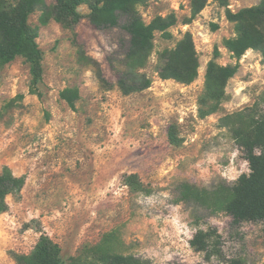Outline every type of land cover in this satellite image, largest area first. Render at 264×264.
<instances>
[{
	"label": "rangeland",
	"instance_id": "rangeland-1",
	"mask_svg": "<svg viewBox=\"0 0 264 264\" xmlns=\"http://www.w3.org/2000/svg\"><path fill=\"white\" fill-rule=\"evenodd\" d=\"M192 0H147L138 6L145 23L173 15L169 36L156 32L154 48L142 72L151 85L124 95L117 77L127 35L119 27L97 29L86 15L73 31L51 21L39 26V12L29 23L38 26L42 81L29 92L28 65L23 58L0 66V171L8 167L25 179L19 196L8 197L0 214V264H15L40 235L60 246L63 259L78 254L114 231L117 251L151 264H222L194 252L189 240L197 228L215 227L222 252L231 264H264L261 223L231 227L223 212L177 203L178 185L211 188L233 183L249 168L231 128L222 119L251 106L264 94V65L257 51L233 57L224 42L235 37L226 10L236 12L258 0H229L227 7L209 0L191 17ZM216 26L214 28L213 26ZM189 33L198 61L190 84L158 77V53L172 49ZM73 34L96 69L79 61ZM215 48L218 55L214 57ZM236 67L227 81L218 110L202 115L208 63ZM77 88L71 110L59 94ZM174 134L177 144H172ZM138 175L146 192L133 194L123 182Z\"/></svg>",
	"mask_w": 264,
	"mask_h": 264
},
{
	"label": "trees",
	"instance_id": "trees-1",
	"mask_svg": "<svg viewBox=\"0 0 264 264\" xmlns=\"http://www.w3.org/2000/svg\"><path fill=\"white\" fill-rule=\"evenodd\" d=\"M209 0H192L191 17L198 14ZM227 7L229 0H213ZM147 0H0V66L20 57L28 65L30 77L29 92L36 93L42 81V54L37 44L38 26H32L29 18L39 12V26L54 21L65 30L73 31L83 19L78 8L87 6L86 18L97 29L119 27L127 35L126 49L121 63L122 70L117 77V87L124 95L143 91L151 85V80L142 70L154 48L156 32L169 36L168 30L176 24L173 15L157 16L145 23L138 11ZM227 21L233 23L235 37L224 42V46L239 59L248 49L257 51L264 65V0L251 7L236 12L226 10ZM216 28V26H213ZM79 61L96 69L100 83H107L95 60L87 56L75 39ZM218 55L215 48L214 57ZM158 77L171 79L182 84H190L197 77L198 61L192 38L186 33L172 49L158 53ZM236 67L219 66L211 60L205 72V87L201 103L206 107L202 115L218 110L225 99L224 88L234 75ZM60 99L75 110L79 99L77 88H67L60 92ZM223 127L232 122V136L242 151L248 164L249 173L241 174L233 183L218 182L211 188H198L189 183L177 187V203L202 207L210 213H226L231 218V227L238 228L244 222L261 223L264 233V94L251 106L222 120ZM172 144H177L174 134H169ZM23 177L15 176L8 167L0 171V214L7 210V198L19 196L24 185ZM125 186L133 194L144 193L138 175L123 177ZM115 232L111 231L93 245L84 246L81 251L63 259L60 246L46 234H41L28 254L14 255L15 264H151L150 260L117 251ZM190 248L202 253L205 260L216 258L222 264L227 261L222 252L221 236L217 229L208 226L197 228L189 240ZM231 264H239L231 262Z\"/></svg>",
	"mask_w": 264,
	"mask_h": 264
}]
</instances>
